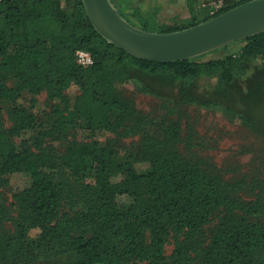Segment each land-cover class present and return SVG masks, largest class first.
Listing matches in <instances>:
<instances>
[{
  "label": "trees",
  "instance_id": "trees-1",
  "mask_svg": "<svg viewBox=\"0 0 264 264\" xmlns=\"http://www.w3.org/2000/svg\"><path fill=\"white\" fill-rule=\"evenodd\" d=\"M248 1L157 32L192 27ZM242 43L216 59L151 62L106 42L81 0H1L0 99L10 103L13 127L5 128L0 117V184L9 186L22 174L28 185L12 194L19 210L12 231L2 228L0 203V264H264V154L257 173L226 179L205 159L177 149L180 126L168 118L179 104L219 106L255 128L238 93L236 103L214 96L216 88L234 85L253 60L264 66V32ZM78 50L90 53L91 66L77 64ZM206 79L216 80L208 91L215 99L203 100L195 90ZM130 83L151 94L179 89V96L162 98L167 119L160 121L161 137L149 133L119 91ZM24 91L32 95L28 105ZM43 91L53 103L49 110L33 97ZM70 132L78 137L72 142ZM104 132L111 135L104 144H87ZM128 134H139L140 141L124 158L116 141ZM135 161L148 162V170L137 172ZM121 195L127 205L118 204Z\"/></svg>",
  "mask_w": 264,
  "mask_h": 264
},
{
  "label": "rangeland",
  "instance_id": "rangeland-1",
  "mask_svg": "<svg viewBox=\"0 0 264 264\" xmlns=\"http://www.w3.org/2000/svg\"><path fill=\"white\" fill-rule=\"evenodd\" d=\"M110 1L117 12L131 24L157 32L169 28L186 27L194 21L197 22L206 16L214 15L220 9L239 0ZM136 6L141 9L136 8ZM242 46V41L235 42L199 59L220 58L226 54L236 53ZM215 82L216 80L206 79L195 84V90L204 94L203 100L215 99L208 94V91L216 84ZM6 84L11 86L13 81H6ZM119 91L133 102L136 110L144 117L149 133L161 137L160 121L163 118L167 119V109L162 108V98L179 96V89L169 86L164 89L163 94H151L140 91L133 83H130L120 88ZM66 93L71 97L76 91L70 89ZM237 93L240 95L239 104L244 108L246 114L254 119L255 128L243 125L239 117H233L219 106L204 107L197 104H179L176 107V113L168 117L178 122L180 126L177 149L185 156L190 155L191 152L193 155L205 159L208 164L214 167L213 171L220 173L226 179L241 174L257 173L258 171L255 170L256 162H262L261 159L264 154V66L260 58L250 63L246 73L234 85L223 90L220 87L216 88V95L214 96L221 101L230 100L229 103L231 101L236 103ZM22 97L25 99L24 103L28 105L32 95L24 91ZM33 97L36 98L39 108L49 110L53 104L45 91ZM9 108L10 103L0 99V117L7 129L13 127ZM110 136L109 133L104 132L87 140V144L102 145ZM66 137L69 142L78 138L77 134L72 132L66 134ZM139 141V134H128L118 138L116 148L122 157L127 158L129 154L137 150ZM12 142L15 148H18L19 139L13 137ZM43 142L45 145H49V140ZM133 167L137 172L143 173L148 170L149 164L148 162L135 161ZM56 177L58 178V175ZM27 185L28 178L22 174L13 175L10 178L9 186L0 184V203L3 205L6 214L2 228L7 231L13 230L19 214L18 206L12 194ZM117 202L120 206L127 205L126 195L118 196ZM216 217L214 216L205 226L204 230L207 235L215 225ZM173 248L174 241L171 239L165 247L166 254L169 255ZM34 264L43 263L36 262Z\"/></svg>",
  "mask_w": 264,
  "mask_h": 264
},
{
  "label": "water",
  "instance_id": "water-1",
  "mask_svg": "<svg viewBox=\"0 0 264 264\" xmlns=\"http://www.w3.org/2000/svg\"><path fill=\"white\" fill-rule=\"evenodd\" d=\"M81 4L90 24L106 42L136 59L157 63L199 59L264 32V0H250L173 32H152L131 24L110 0H81Z\"/></svg>",
  "mask_w": 264,
  "mask_h": 264
},
{
  "label": "built area",
  "instance_id": "built-area-1",
  "mask_svg": "<svg viewBox=\"0 0 264 264\" xmlns=\"http://www.w3.org/2000/svg\"><path fill=\"white\" fill-rule=\"evenodd\" d=\"M75 58H76L77 64L82 67H88L93 64L92 57L88 51L78 50L75 54Z\"/></svg>",
  "mask_w": 264,
  "mask_h": 264
},
{
  "label": "crops",
  "instance_id": "crops-1",
  "mask_svg": "<svg viewBox=\"0 0 264 264\" xmlns=\"http://www.w3.org/2000/svg\"><path fill=\"white\" fill-rule=\"evenodd\" d=\"M148 4H149V2H148ZM140 5H141V3H140ZM136 8L141 9L139 6H136Z\"/></svg>",
  "mask_w": 264,
  "mask_h": 264
}]
</instances>
